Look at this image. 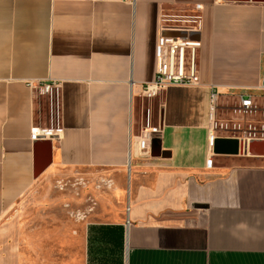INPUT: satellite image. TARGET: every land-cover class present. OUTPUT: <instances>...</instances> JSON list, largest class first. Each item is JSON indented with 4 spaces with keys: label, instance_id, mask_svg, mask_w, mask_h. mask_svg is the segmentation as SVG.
Segmentation results:
<instances>
[{
    "label": "crops",
    "instance_id": "0c3cea01",
    "mask_svg": "<svg viewBox=\"0 0 264 264\" xmlns=\"http://www.w3.org/2000/svg\"><path fill=\"white\" fill-rule=\"evenodd\" d=\"M177 27L200 83L147 99ZM263 74V0H0V264H264Z\"/></svg>",
    "mask_w": 264,
    "mask_h": 264
},
{
    "label": "built area",
    "instance_id": "2783aa9c",
    "mask_svg": "<svg viewBox=\"0 0 264 264\" xmlns=\"http://www.w3.org/2000/svg\"><path fill=\"white\" fill-rule=\"evenodd\" d=\"M170 31L181 30L182 28L169 29ZM197 43L193 40L184 37H174L161 35L158 41V70L156 79L152 82H147L143 85V95L147 99H152L158 96L169 85H194L199 84V76L197 73L196 47ZM31 88L37 89L40 95L47 98L50 105V121L51 127L43 130L35 127L32 129L31 137L40 139L47 136H56L62 130L58 127L59 116V93L61 90V82L29 81ZM261 89H264V74L261 77ZM219 93L216 90L212 91L211 108H215V102ZM241 107L243 111H250L253 108V103L250 97L242 98ZM161 131L160 126L148 127L142 129L135 140L139 150L146 152L149 149L150 142ZM213 143V139L211 140Z\"/></svg>",
    "mask_w": 264,
    "mask_h": 264
},
{
    "label": "water",
    "instance_id": "95a60500",
    "mask_svg": "<svg viewBox=\"0 0 264 264\" xmlns=\"http://www.w3.org/2000/svg\"><path fill=\"white\" fill-rule=\"evenodd\" d=\"M233 1H248V0H233ZM252 1H260V0H252ZM264 1V0H263ZM169 34H175V33H169ZM177 37H185V32L184 31H181V30H177ZM259 144H264V141L263 140H258V139H254V140H251L249 142V151L251 154H257L253 151V148ZM261 154H264V153H261ZM50 155H51V152L48 151L47 152V156L44 158V162H41V158L39 155H37V163H36V169H35V175L38 176L42 171L43 169H45V167L49 164L50 162Z\"/></svg>",
    "mask_w": 264,
    "mask_h": 264
},
{
    "label": "rangeland",
    "instance_id": "374dc122",
    "mask_svg": "<svg viewBox=\"0 0 264 264\" xmlns=\"http://www.w3.org/2000/svg\"><path fill=\"white\" fill-rule=\"evenodd\" d=\"M47 105H48V110L46 111V113H47V116L50 118L49 101H47ZM46 109H47V106H46ZM101 173L103 174V172L101 171H80L79 173H69V175H66V176H62V175L53 176L51 179L59 180V181L60 180H64V181L71 180L72 182L75 183L81 177H84V179L93 182L98 177V175Z\"/></svg>",
    "mask_w": 264,
    "mask_h": 264
}]
</instances>
